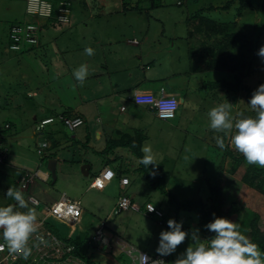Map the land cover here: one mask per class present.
<instances>
[{
  "label": "rangeland",
  "instance_id": "obj_1",
  "mask_svg": "<svg viewBox=\"0 0 264 264\" xmlns=\"http://www.w3.org/2000/svg\"><path fill=\"white\" fill-rule=\"evenodd\" d=\"M83 1L72 0L74 14L71 23L50 22L49 25L42 27L41 33L46 35V38L49 35L53 39L45 50L48 52L47 54L41 48L28 54L12 48L8 52L4 50L5 45L11 44L10 27L17 22L25 23L32 20V17L26 13V0H0V129H4L8 136L5 145L9 148L7 160L9 164H0V168L5 169L7 173L16 178V181L12 177L11 181H7L6 177L0 174V206L15 203L6 196V191L10 186L20 189L28 199V191L22 190L21 179L17 182L20 171L36 173L38 168L48 171L50 158H42L34 148L35 129L30 124L33 123L30 117L32 111L38 110L37 113H40L47 110L44 106H40L41 100L48 97L44 87L50 86L53 95L58 93L65 102L72 101L77 84L73 81L74 89L65 76L73 77V72L70 74L68 68L71 67L73 71L85 63L88 66L91 65L89 66L90 76L83 86L78 84L80 90H83L81 87L93 85L94 81L96 82L92 77L93 74L96 75V72L93 73L92 68L98 64L105 66L109 64L114 69V72L111 73L112 81L118 79L121 76L120 65L125 58L124 49L127 46L123 44H128V39L133 38L141 43V47L152 45V50L150 47L146 48V51H149L148 54L150 51L152 53L157 51L154 48L156 47L160 56L158 61L166 63L170 68L189 70L192 64L193 67H202L203 60H205L202 51H200L202 57H198L197 60L191 59L189 55V46L191 48L194 45L196 49L202 48V46L199 47L197 39H189L187 17L207 5L219 6L226 3L227 0H191L183 5H179L178 0H163V5L155 8H150L149 0H143L138 9L126 10L122 8V0H108L110 2L103 8L104 13L100 14V17H98L97 8L93 10L84 7ZM252 3L253 7L247 8L242 16L236 15L240 0L233 1V6L229 10L218 8L207 11L206 14L220 21H231L235 18L237 21L236 30L240 33L253 34L256 39L255 44L257 45L259 42L258 47L260 48L264 46V0H252ZM131 5H136V2H131ZM43 21L45 19L39 20L40 23ZM257 40L258 42H256ZM86 47L93 48L94 55H87L84 51ZM254 56L255 51L254 55L250 56V60L254 59ZM257 61L263 64L264 58L258 56L252 65L255 66ZM230 67L232 69V64ZM252 68L254 67L252 66ZM227 73L220 69H206L196 74V80H193V93L187 98L179 99L182 106L175 118L157 120L155 116H150V141L145 144L151 145L156 155L159 165L155 168L162 166L165 171L170 172L168 190L172 196L178 200L201 197L211 204L209 184L211 182V185H218L222 188L223 196L227 200L229 198L240 203L242 210L237 218H234V221L241 225L249 209L260 213L264 220V194L242 182L241 177L245 172L246 164L241 165L237 173H231L233 161L230 156L225 157L226 150L220 149L215 139L224 134L217 133L209 127V110L223 102L228 101L233 104V116L240 112H243L245 116L254 115V111L248 104L252 95H248L244 90L232 92L231 96L220 95L222 86L218 87L215 84L216 81L227 76L230 81L228 83L236 81L229 71ZM225 80L227 81V79ZM262 82H264L263 65L258 70H251L249 75L245 76V84L252 88L257 89ZM34 92L37 94L34 95ZM53 97L55 98V96ZM47 106L50 107V104ZM182 112L185 113L184 120L181 118ZM18 117L22 118V121L24 118L25 124L22 123L18 128L15 126L10 129L5 128L7 121L20 122ZM170 123H174L175 126H170ZM16 136L17 140L20 139L19 141L25 144L24 147H22L23 144H17L13 140V137ZM224 140L231 150L237 152L231 146L230 136L224 137ZM28 141L31 143L29 146L26 144ZM63 157H66L64 152ZM62 163L65 162L62 161ZM81 166L82 164L80 171ZM149 166L154 168L153 165ZM59 168L61 169V167L57 169L58 179L54 184L52 178L46 183L37 179V183L29 191L40 201L39 206L29 202L30 207L36 208L38 220L42 221L45 218L44 208L52 207L63 195L65 188L70 190V192H66L68 196H72V191H79V187H77L79 185L70 184L73 173L69 174V170H73L67 166L64 168V172L61 171L62 174ZM64 173H67V176ZM129 177L132 179V183L126 188H117L116 190L115 181L113 183L115 190L96 193L97 195L90 197L89 204L93 203V200L97 203L104 201L105 208L99 209L98 207L97 214L95 212L88 214L80 224H77L75 230L71 229L68 222H60L52 217L45 218L44 227L50 229L56 237L64 241H72V243H76L75 235L82 233L83 228L85 236L82 242L83 247H80V250L87 253L86 258L92 259L94 264H99L100 260H103L101 264H123V262L125 263L124 259L132 262L130 257L123 253L125 246L126 248L133 246L138 250L146 251L154 258L160 256L156 251L160 233L169 230L168 226L160 224L155 215L137 211L113 214L112 207L117 201L116 198L118 195L126 194L136 202H152L162 205L167 213L170 211L173 217L178 218V222L183 221L184 230L189 233V238L174 253L164 256L166 264H173L192 243L191 233L197 226L196 222L190 221V217L197 218V213L187 210L178 211L173 200L170 201L171 195L151 188L150 182L142 173L133 170L129 172ZM87 178L92 180L90 176ZM86 204L87 201L84 197L83 207H86ZM229 205L230 203L227 202L224 208H229ZM100 220L107 221L105 234L110 239L109 243H102L94 239L95 230L99 226ZM191 224L194 227L187 228ZM199 236L201 239H206L200 230ZM78 262L85 264L81 261Z\"/></svg>",
  "mask_w": 264,
  "mask_h": 264
},
{
  "label": "crops",
  "instance_id": "obj_2",
  "mask_svg": "<svg viewBox=\"0 0 264 264\" xmlns=\"http://www.w3.org/2000/svg\"><path fill=\"white\" fill-rule=\"evenodd\" d=\"M109 2L110 1L108 0H84L82 5L93 10L97 8V13L99 15L98 17H100L102 13H104L103 8L108 6ZM73 5L74 4L72 3V8L69 13L70 21L67 22V24L71 23L73 19ZM92 12L94 13V11ZM55 21L56 19L53 18L52 21L45 20L42 24L43 26H47L50 22ZM51 40H53L52 36L47 35L46 38V35L41 33L42 45L39 48L43 49L45 54L48 53L45 50L48 48ZM127 43L128 44H123L127 46L124 49L125 58L122 60V63L120 62L121 65L119 64L121 66V71H119L121 76L118 79L112 81L113 76L111 73L114 72V69L109 64L107 66L100 64H98L96 67L94 66V68H92V72H96V75L93 74L92 77H94L96 82L94 81L93 85H88L89 87H81L83 90H80L74 76L71 77V75H67L65 76L66 78H64L71 82L70 85L74 86V89L75 85L73 81H75L77 84L74 99L72 101L65 102L62 97L58 95V93L53 95L52 90H50V86H46L44 88L48 97H45L44 100H41L40 106H44L47 110H44L40 113H37L38 110L32 111L30 113V117L33 120V123L30 124L35 129L33 136V138L35 137L34 148H36L38 152V150L41 148L42 142H47L48 145L43 150V153L40 154L38 152L40 156H42V158L58 157L59 167H61V169L59 168L60 173H62L61 171L64 172L65 167L69 166L73 170H69V174L73 173L72 177L70 178V184L76 183V185H79L77 186L79 187V191H72V196H68L66 192H70V190L69 188H65L63 195L57 199L56 202H58L63 196L73 200H81L82 204L84 197L87 201L86 207H83L82 218L77 223H69L72 230H75L77 224H80L88 214L93 212L97 214L96 210H98V207L99 209L105 208V204L103 203L104 201H99V203H97V201L93 200V203L89 204L88 199L90 197L97 195L96 193H105L107 190H115V186L113 184L115 181L116 190L117 188L124 189V187L121 185V177H129V172L133 170L141 173L138 170L139 165H137L135 162L138 158L131 145L134 142L136 143L140 141L141 146H143L147 141H150V116H155L157 120L161 118L156 115L155 111L150 108V106L136 104L134 98L138 95L150 94L154 96H162L166 94L169 95L171 93V95H175L178 97V99L182 100L183 97L187 98L193 93V80H196V74L203 71L194 70L191 65L189 70L170 68V66L166 65V63L158 61L160 56L157 53L159 50L156 49V47L154 48L157 51L154 53L150 51V54H148L149 51H146V48L150 47V50H152L151 44H149V47H141V43L135 38L128 39ZM10 45H5L4 50L8 52L11 49ZM134 45H138L140 47H136ZM188 49L190 50V46ZM18 52L20 51L18 50ZM27 53L31 54L30 52ZM89 66L91 65L89 64ZM68 69L71 74L73 72L71 67ZM225 73H227V71H225ZM89 76L90 75H88L87 79ZM223 79H227V82H230L228 80V76ZM232 92L234 91L230 92L228 88L222 87L220 95L224 94L225 96H231ZM35 94H37V92H34V95ZM53 96H55V98ZM49 104L50 107L47 106ZM123 106L126 107L125 110H122ZM181 106L182 103L180 104V107ZM60 116H67L71 118L81 117L84 122L75 130H70L64 124L63 120L60 119ZM47 117H55V121L51 124H48L42 132L36 131V124L41 119ZM181 118H183V120L185 119V113H181ZM18 119L20 122H17L16 120L7 121L5 128H7V124H10L8 129L12 128V126H15V128L20 127V125L25 122V119L23 118V121L20 117H18ZM170 126L174 127L175 125L174 123H170ZM67 131L72 133L69 134ZM0 136L4 138L5 141H8V136L5 134L4 129H0ZM17 138V136L13 137V140H15L17 144H20V139L17 140ZM26 144L28 146L31 145L30 141H28ZM24 146L25 144H23L22 147ZM62 151L66 156L65 158L63 157ZM7 160L4 164L9 162H7ZM62 161L65 163H62ZM85 163L91 164L89 176L92 177V180L87 178L89 176H84L80 171V165ZM106 166H109L115 170L117 174L115 178L116 180L113 179L103 190H100L93 186V181ZM25 172L30 171H20V176L17 182H19ZM36 173L38 176L35 182L31 184L27 190L28 196H35L34 194H30L29 191L38 180L42 183H46L51 179V176L48 174V172L43 171L40 168L37 169ZM67 173H64V175L67 176ZM0 174L1 176L6 177L5 180L7 181H11L12 178H15L12 176V174L7 173L5 169L2 170L0 168ZM14 180L16 181V178ZM131 183L132 179L130 178V183L127 186H129ZM92 192L95 194H91ZM120 196L121 195H118L116 200H118ZM116 202L112 208H114ZM138 203L142 204L144 202L138 201ZM39 205L40 201L36 206ZM47 208L49 207H45L44 209ZM40 221L41 220L39 219L38 223ZM84 231L85 230L82 228V233L75 235V239L71 237L72 239L76 240L75 244L83 242L85 236L83 233ZM0 234L2 235V230H0ZM69 243L75 245L72 243V241Z\"/></svg>",
  "mask_w": 264,
  "mask_h": 264
},
{
  "label": "clouds",
  "instance_id": "obj_3",
  "mask_svg": "<svg viewBox=\"0 0 264 264\" xmlns=\"http://www.w3.org/2000/svg\"><path fill=\"white\" fill-rule=\"evenodd\" d=\"M85 53L94 55V49L86 47ZM257 55L264 58V46ZM89 75V66L81 64L73 70V76L80 86H83ZM256 113L255 116H245L243 112L232 114L233 104L223 102L212 107L208 112L209 127L223 136H217L216 143L220 149L225 148L224 137L230 136V143L234 149L243 155L247 164L264 168V83L254 90L248 103ZM177 116V115H176ZM80 126V125H79ZM143 156L135 162L148 168L158 166L156 155L151 145L141 146ZM155 175V172H152ZM6 196L15 203L0 206V230L4 245L9 254L27 260L32 254L30 241L35 237L40 244L46 243L39 231L38 214L35 207L29 206V199L25 198L20 189L9 187ZM150 207L148 211H154ZM168 229L161 231L159 245L156 249L160 256L171 255L189 238V233L183 229V221L175 219L167 221ZM206 229L214 235L208 239H201L199 229L191 233L192 243L173 264H264V251L250 237L240 231V225L227 217L217 216L208 224ZM166 259V258H165ZM141 264H166L163 259H150L141 254Z\"/></svg>",
  "mask_w": 264,
  "mask_h": 264
},
{
  "label": "trees",
  "instance_id": "obj_4",
  "mask_svg": "<svg viewBox=\"0 0 264 264\" xmlns=\"http://www.w3.org/2000/svg\"><path fill=\"white\" fill-rule=\"evenodd\" d=\"M49 1L54 2L56 7L55 10L57 11V7H58L57 2L59 3L60 1H64V0H49ZM65 1H69L72 5L71 0H65ZM133 1L136 2V5L134 6L131 5V2L133 3ZM142 1L143 0H122V8L124 10L138 9ZM149 1H150V8H155L163 5V0H149ZM189 1L191 0H178V4L183 5L184 3H188ZM233 1L235 0H227L226 3L219 6L213 4L207 5L205 8L198 9L197 11L193 12L192 15L187 17V25H189V30L187 31L188 32L187 34L190 37L189 39L191 40L197 39L199 47L200 45L202 46V48L200 47L197 49L194 47V45L191 46L189 55L191 59L195 58V60H197L198 57H202L200 55L201 54L200 51L203 52L202 55L205 59L203 60L204 65L202 64V67L200 66L193 67L192 64V68L194 70H206V69L225 70V71H229L233 79L236 80L235 83H228L226 80L220 79L215 82V84L218 87L222 86L228 88L230 92L231 91L237 92L240 90L242 91L244 90L248 95L251 96L254 90L256 89L245 84V76L248 73H250L251 70H256V69L258 70L260 69V67H262V65L264 66V63L260 64V62L258 61L257 64H255V66L252 65V63H255V60L258 57L257 53L260 49L258 47L259 46L258 40L256 41L258 42L256 45L255 44L256 39L253 34L240 33L239 31H237L236 30L237 21L235 20V18L231 21H220L206 14L207 11H212L218 8H220L221 10H229L233 6ZM250 7H253L252 0H240V4L237 9L238 13L236 15L242 16L244 14V11ZM70 8L72 7L70 6ZM263 10H264V6H263ZM52 19L53 17L47 20L52 21ZM57 22L59 21L56 20L54 23ZM38 25H39L38 29L35 32L37 42L26 43L19 50L20 52L27 53L41 47L42 45L41 29L43 27V24L39 23ZM255 46H256V50H255ZM254 51H255V56L254 59H252L253 60L252 61L250 60V56L254 55ZM230 64H232V69L230 67ZM252 66L254 68H252ZM255 115L256 113L254 112L253 116ZM8 125L10 126V124ZM0 138L4 140V138H2L1 136ZM225 145H226L224 148L226 150L225 157L230 156L233 161L231 167V173L232 174L237 173L239 167L243 164H246L247 166L245 172L241 177L242 182L248 185L249 187L254 188L261 194H264V168L258 167L256 165L247 164L242 154L231 150L226 143ZM131 147L133 148L138 159L143 156V153L141 152L140 141L136 143L135 142L132 143ZM138 170L148 179L151 188L159 190L164 194H168V195L170 194L168 190V184L171 178L170 172L165 171L162 166H159L157 168H152L151 166H148V168H146L142 164L139 165ZM153 171L155 172V175L152 174ZM209 184H210V198L212 200L211 204H208L201 197L178 200L177 198H175L170 194L171 195L170 201L173 200L178 211L187 210L197 213L198 217L197 218L190 217V221L196 222L195 225L201 231L203 237L206 239L211 238L214 235V233L206 229L205 227L206 224H208L217 216L227 217L230 220L234 221V218L235 217L237 218V216L242 210L239 202L233 201L229 198L227 200V198L223 196L222 188H220L218 185H214V186L211 185V182H209ZM132 200L136 202V200H134L133 198ZM227 202L230 203V205L229 208L225 209L224 207ZM149 203H142V204L138 203L142 207L141 213L145 214L144 211H146V207ZM156 206L164 211L165 221L171 218V219H175L178 222V218L176 216L173 217L170 214V211L167 213L164 207H162V205H156ZM192 227H194L192 224L191 226H187V228H192ZM240 231L248 235L250 239L255 243H257L260 249L264 251V220L260 213L249 209L246 212L244 216V220L240 225ZM80 247H83L82 242H79V244H75L74 250L71 253L82 260L85 259L84 262L86 264H94V261H92V259L86 258L87 253L81 251ZM123 253L127 255V257H129L126 252ZM124 261L125 263L123 262V264L131 263L129 262L130 260L128 261L127 259H124ZM98 262L99 264H101L103 260H100Z\"/></svg>",
  "mask_w": 264,
  "mask_h": 264
},
{
  "label": "built area",
  "instance_id": "obj_5",
  "mask_svg": "<svg viewBox=\"0 0 264 264\" xmlns=\"http://www.w3.org/2000/svg\"><path fill=\"white\" fill-rule=\"evenodd\" d=\"M71 3L69 1H60L58 3L57 11L55 4L49 0H26V13L32 17L31 21L13 24L9 31L11 39L10 47L14 50H20L26 43L37 42L35 32L38 29L40 19L55 18L57 21L67 23L70 21ZM56 11V12H55ZM136 104H144L150 106L156 115L161 119L175 118L180 108V101L175 95H162L154 96L150 94L138 95L134 98ZM126 107L123 106L122 110ZM65 125L70 130H75L79 125L83 124L84 120L81 117L71 118L67 116H60ZM55 121V117H47L41 119L36 125V131L42 132L44 128ZM9 126L8 124L6 125ZM47 142H42L41 148L38 150L40 154L47 147ZM8 158V148L5 141L0 138V164H4ZM116 172L113 168L106 166L103 171L94 179L93 186L103 190L113 179L116 178ZM37 173L25 172L21 177L20 184L22 190L27 191L29 186L33 184L37 178ZM130 183L128 176L121 177V185L123 187ZM31 198V199H29ZM29 202L38 205L39 200L35 196H28ZM150 207H154V211H148ZM142 212L140 204L134 202L131 197L124 195L121 196L117 204L113 208V214L119 215L126 211ZM145 214L155 215L159 219V223L167 225L164 219V211L158 208L155 204L149 203L146 207ZM45 218L52 217L54 220L60 222L77 223L83 215V205L81 200H73L63 196L52 207L44 209ZM45 218L39 222V231L37 235L43 236L46 243L40 244L39 241L33 237L30 241V246L33 247L32 254L27 260L9 254L7 248L4 247L0 250V264H80L78 261L84 262L79 257L73 255L71 252L74 250V245L65 242L64 240L56 237L50 229L44 227ZM106 220H101L98 228L95 230L94 239L102 243L110 242L105 234ZM0 245H4L2 235L0 234ZM128 256L131 258L130 264H141V254H146L150 259H163L165 257L157 256L152 257L146 251L138 250L133 246L126 248ZM78 260V261H77ZM85 263V262H84ZM86 264V263H85Z\"/></svg>",
  "mask_w": 264,
  "mask_h": 264
},
{
  "label": "water",
  "instance_id": "obj_6",
  "mask_svg": "<svg viewBox=\"0 0 264 264\" xmlns=\"http://www.w3.org/2000/svg\"><path fill=\"white\" fill-rule=\"evenodd\" d=\"M59 167V158H50L48 160V174L51 176L52 178V183L54 184L57 179H58V173H57V169ZM90 167L91 164L89 163H85L81 166V173L84 176H89V171H90Z\"/></svg>",
  "mask_w": 264,
  "mask_h": 264
}]
</instances>
